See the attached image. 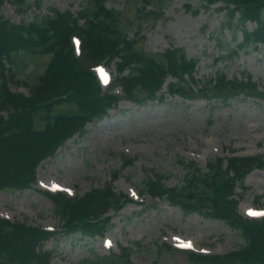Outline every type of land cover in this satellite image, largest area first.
Segmentation results:
<instances>
[{
    "label": "trees",
    "instance_id": "obj_1",
    "mask_svg": "<svg viewBox=\"0 0 264 264\" xmlns=\"http://www.w3.org/2000/svg\"><path fill=\"white\" fill-rule=\"evenodd\" d=\"M38 1V0H37ZM171 0H139L136 15L157 19ZM21 14L32 2L11 0ZM223 11L219 29L222 42L216 60L236 55L241 49H264V0H199L193 13L211 10L212 5ZM3 0H0V6ZM38 5V4H37ZM39 8V7H38ZM123 10L110 8L106 0H83L75 15L69 9L51 8L43 15L36 14L29 21L19 23L5 19L0 13V190H24L36 181L40 162L55 154L65 140L75 134L83 135L88 122L102 119L115 106L117 95L104 91L92 71V66L104 61L115 64V83L123 96L139 104L148 100H162L159 92L169 77L167 93L191 100L214 92V103H229L242 94L256 97L262 91L250 74L229 76L222 69L203 79L196 77L198 58L187 57L181 47L167 48L163 53H150L137 47V33L129 36L127 26L120 20ZM82 19V23H80ZM253 22L250 29L247 22ZM235 38L237 30L242 39L228 46L225 31ZM79 36L80 53L76 56L71 36ZM47 54L43 68L35 69L23 80L27 94L13 91L7 84L16 71L7 75L13 66H22L25 56ZM6 64H10L7 68ZM199 94V95H198ZM210 101V100H209ZM124 164L132 158L123 156ZM180 162L185 163L183 159ZM189 175L184 184L167 186L165 173L154 171L144 176L141 189L152 198L167 199L184 214L219 219L239 230L243 244L225 254L188 252L194 264H264V218L247 219L236 211L238 198L235 186L252 169H264V153L230 155L210 159L202 171L192 161L186 162ZM117 173V172H116ZM117 174L113 176V179ZM46 195L63 221L60 232L79 233L82 238L101 236L111 225V218L129 198L118 194L111 184L95 187L82 195L64 193ZM110 212H113L111 214ZM25 221H11L0 217V264H50L51 250L43 249L44 242L54 234ZM129 247L111 252L103 264H121L129 259Z\"/></svg>",
    "mask_w": 264,
    "mask_h": 264
},
{
    "label": "rangeland",
    "instance_id": "obj_2",
    "mask_svg": "<svg viewBox=\"0 0 264 264\" xmlns=\"http://www.w3.org/2000/svg\"><path fill=\"white\" fill-rule=\"evenodd\" d=\"M28 1L32 7L21 14L11 0H3L0 13L5 19L19 23L51 8L69 9L77 14L83 5V0ZM138 2L106 0L108 7L123 10L120 20L127 26L129 36L141 27L137 33L138 48L163 53L167 48L181 47L187 57L198 58L199 80L214 75L218 69L229 76L239 77L245 72L262 91L263 46L215 59L220 56L218 45L222 42L219 29L224 12L217 9L220 2L213 4L211 10L193 13L185 9L184 3L197 7L199 0H171L164 7V14L155 20L136 15ZM247 26L251 29L254 24L248 21ZM225 39L233 47L241 41V31L237 30L233 39L226 30ZM48 59L47 54L26 55L22 66L7 70V75L17 72L7 82L8 86L27 94L29 88L23 80L33 70L43 68ZM6 66L9 68L10 64ZM108 69L114 76L113 62ZM170 80L169 77L159 92L162 100L143 104L122 100L102 119L88 122L83 135L68 138L55 155L41 161L37 182L30 188L0 190V216L40 227H58L63 223L46 190L39 186L41 182H46L47 188L61 186L67 195H82L106 183H111L118 194L131 193L135 200L125 202L116 214L111 213L112 225L104 232V238H82L79 233L59 231L52 234L43 245V249L51 250V264H103L107 254L113 251L120 254L121 247L130 249L128 261L121 259V264H194L188 251L176 246L178 241L190 242L196 252L215 254L236 250L243 244L241 232L222 220L206 218L197 212L184 214L167 200L149 201L147 197H135L134 193L138 189L143 191L142 179L154 171L165 173V185H182L190 172L187 169L193 170L186 162L192 161L204 171L210 159L264 153V91L256 97L236 95L227 104L220 103L219 98L215 104L214 99H209L214 95L212 91H205L204 97L194 100L169 96L166 84ZM123 156L133 161L125 165ZM235 194L239 202L237 211L244 217V208H264V169L248 172L236 183ZM106 237L112 241L111 245L104 244Z\"/></svg>",
    "mask_w": 264,
    "mask_h": 264
},
{
    "label": "snow or ice",
    "instance_id": "obj_3",
    "mask_svg": "<svg viewBox=\"0 0 264 264\" xmlns=\"http://www.w3.org/2000/svg\"><path fill=\"white\" fill-rule=\"evenodd\" d=\"M250 214H256V213H250ZM186 246L190 247L191 245H190V244H188V245H186Z\"/></svg>",
    "mask_w": 264,
    "mask_h": 264
}]
</instances>
